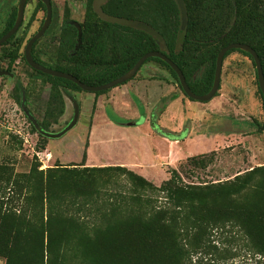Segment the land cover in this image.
Instances as JSON below:
<instances>
[{
    "label": "trees",
    "instance_id": "obj_1",
    "mask_svg": "<svg viewBox=\"0 0 264 264\" xmlns=\"http://www.w3.org/2000/svg\"><path fill=\"white\" fill-rule=\"evenodd\" d=\"M182 1L186 23L180 30L174 0H84L78 28L65 20L58 25L54 64L36 55V40L31 46L32 58L95 85L124 73L143 53L159 50L181 70L189 89L203 94L210 88L218 50L240 42L255 51L264 79V0ZM37 4L44 11L39 0ZM4 6L6 19L0 35L10 28L16 12L10 0H5ZM64 12L67 14L66 5ZM51 18L44 34L56 22L52 3ZM132 22L153 28L160 40ZM14 34L0 47L10 43ZM21 43L22 37L2 55L7 63L19 56L24 60L19 52ZM232 51L252 62L250 55L239 49H230L223 57ZM147 61L163 65L182 92L175 73L164 61L156 57ZM31 71L49 82L50 100L57 105L56 121L63 105L57 88H80L69 80ZM257 91L263 117L246 123L254 127L250 132L264 131V100L258 86ZM160 110L149 114L151 130L171 139L183 138L185 129L170 134L158 125ZM48 124L43 118L40 127L46 130ZM204 156H189L186 162L204 167ZM84 157L83 151L80 163H54L45 169L34 165L19 175L21 181L11 182L22 194L23 206L16 215L10 208L2 209L0 197L4 264H190L193 257L198 261L221 253L211 239L214 233L221 236V244L240 240L247 251L264 258V164L210 181L185 180L171 168L167 178L155 185L121 165L85 166ZM112 172L124 181L119 190L100 189ZM99 177H104L102 185H97Z\"/></svg>",
    "mask_w": 264,
    "mask_h": 264
},
{
    "label": "rangeland",
    "instance_id": "obj_2",
    "mask_svg": "<svg viewBox=\"0 0 264 264\" xmlns=\"http://www.w3.org/2000/svg\"><path fill=\"white\" fill-rule=\"evenodd\" d=\"M4 1L0 0V31L6 19ZM17 1L10 0V4L16 5ZM50 1L56 10V22L47 33H43L36 40L34 52L41 60L52 65L58 47V25L65 20L77 26L83 20L85 2L84 0ZM102 1L97 0L99 3ZM65 5L67 14L64 12ZM43 18L44 11L37 4V0H26L22 22L14 34V39L0 47V197L4 202L2 209L10 208L19 215L18 209L23 206L22 194L17 193L11 182L15 179L21 181L19 175L28 173L34 165L37 169H45L53 166L54 163H78L92 123L93 145L89 151L91 161L100 162L104 158H110L133 162L137 159L141 162L142 168L135 171L137 173L140 171L145 179L158 185L165 178V174L155 164L153 165L156 163L153 156L166 152L168 145L135 129H110L100 118L104 114L107 119L115 122L135 120L140 123L142 114L127 110L133 109L134 103L137 102L146 106L147 122L150 112L161 108L157 123L170 134H179L185 129L184 137L198 134L208 136L209 131L216 132L221 137L216 140V149L204 153L205 156L202 158L204 167L186 162L185 158L174 163L173 166H163V170L167 172L166 177L170 167H173L185 180L210 181L224 179L256 163H264L262 157L264 140L252 138L249 143L245 140L248 139L245 138V134L258 133L254 130L250 132L249 130L254 127L247 126L246 123L261 121L263 117L254 66L246 55L232 51L223 57L218 89L211 99L204 102L185 97L171 73L154 61L142 63L125 83L111 87L100 94L59 86L57 91L63 102L62 113L54 121L57 105L50 100L49 82L36 77L20 56L10 63L2 57L21 37L19 52L22 56L25 40L38 29ZM51 21L52 18L47 28ZM145 72L164 75L168 80L140 76ZM126 83L130 85L129 90L124 89L122 94L120 91L113 94L115 88L122 87ZM174 91L180 96V102L170 101L169 97ZM208 103L210 106H206L199 114L196 108L209 105ZM74 105L77 109L76 121L63 134L51 138L39 132L40 130L57 133L62 130L72 120ZM43 118L49 121L46 130L40 127ZM209 144H205L203 149L209 147ZM41 146L43 147L40 148ZM180 148L182 150L179 153L183 154L184 148ZM193 148L195 150V146ZM55 154L59 156L61 162ZM110 176L105 184L101 183L104 177H99L97 185L103 184L100 189L119 190L118 187L124 182L123 179L118 178L115 172L110 173ZM234 236L238 238V235ZM211 239L220 247L221 253L211 257L205 255V260L201 258L197 261L193 257L190 264H264V258L247 251L240 240L231 245L221 244L223 240L216 233ZM4 263L5 258L0 254V264Z\"/></svg>",
    "mask_w": 264,
    "mask_h": 264
},
{
    "label": "water",
    "instance_id": "obj_3",
    "mask_svg": "<svg viewBox=\"0 0 264 264\" xmlns=\"http://www.w3.org/2000/svg\"><path fill=\"white\" fill-rule=\"evenodd\" d=\"M25 1L26 0H18L17 1L14 21H13L12 25L10 26V28L7 31H5L3 34L0 35V45L6 39H8L11 35H13L17 31V29L19 28V26L22 22ZM39 1L44 6L43 21H42L40 27L28 37V39L24 45V48H23L24 61L31 69L40 71V72L47 74V75H51L54 77H59V78L69 80V81L73 82L75 85H77L81 90L96 92V91L107 90L111 87L117 86V85L129 80L136 73V71L139 69L140 65L147 58L156 57V58H159L162 61H164L171 68V70L175 73L176 78L178 80V83L180 85V88L187 98H190V99L196 100V101L204 102V101H208L209 99H211L215 95V92L218 89L219 79H220L221 62H222V57H223L224 53L230 49H239V50H242V51L248 53L252 59V62L254 64V69H255L257 86H258V89L260 90V93H261L263 100H264V79H263V74H262L259 59H258L255 51L251 47H249L248 45H246L244 43H240V42L228 43V44L222 46L218 50V52L215 56L214 71H213V77H212V82H211L210 88L208 89L207 92H205L203 94L193 93L189 89V87L187 86L181 70L176 66L175 63H173L165 54H163L159 50H150V51L143 53L140 57H138V59L133 63V65L129 69H127L124 73L118 75L117 77L110 79L109 81H106V82L101 83V84H95V85L85 84V83L79 81L75 76H73L70 73L41 65L40 63L36 62L32 58L31 46H32V43L35 40H37L44 33L45 29L47 28V26L50 22V19H51V3H50V0H39ZM174 1H175L176 5L178 7V10H179L180 30H183L185 23H186V12H185V8H184V4H183L182 0H174ZM131 25L136 26V27L146 31L150 35H152V36L156 37L158 40H160V36L158 35V33L153 28L149 27L148 25H146L144 23H140V22H132ZM76 27L78 28V25ZM76 117H77V109H76V105H74V112H73L72 120L62 130H60L57 133H47L45 131H40V130H39V132L41 134L47 136V137H51V138L52 137H58L61 134H63L66 130H68L70 127H72V125L76 121ZM126 124L129 125L131 123L127 122Z\"/></svg>",
    "mask_w": 264,
    "mask_h": 264
},
{
    "label": "crops",
    "instance_id": "obj_4",
    "mask_svg": "<svg viewBox=\"0 0 264 264\" xmlns=\"http://www.w3.org/2000/svg\"><path fill=\"white\" fill-rule=\"evenodd\" d=\"M154 66H156V65H154ZM140 76L149 77V78L152 77L153 79H163V80L166 79V80H168L166 76L161 75V74L155 75V74H149V73L145 72L143 74H140ZM127 84L128 83H126L122 87L115 88V91H113V94H116L119 91H120V94H122L123 91H125L124 89L129 90L130 85H127ZM173 96H174V98H172L170 101H173V102L175 100H179V102L181 101L180 96L177 95L175 91L173 93ZM184 102L186 104H188L186 100H184ZM134 104L135 105H134L133 109L128 108L127 110L136 111V113L138 112L139 114H142L143 117H142V121L140 123H137V122H135V120H133L132 122H130L131 124L127 125L126 124L127 122H115L113 120H110L109 118L107 119V117L104 114H103V116H100V118L102 119V123L106 127H109L110 129H116V130L135 129L137 131H140V132L146 134L147 136L148 135L153 136L154 138H156V140H158L160 142L166 143L168 145V149L166 150V152L159 154V155L154 154V156H153V159H155V161H156V163H153V165L155 164L160 170H162L164 172L165 178H167L166 177L167 172H165L163 170V168H162L163 166H165V167L166 166H173L174 163H176L182 159H185L189 156L204 154L205 152H207L209 150L216 149V147H215L216 140L218 138H221L219 136V134L216 132H210L209 131V132H207L208 136H206L205 134H198V135H194L192 137L186 136V137L178 138V139H167L162 135L154 133L151 130V128L149 127L148 122H147V112H146L147 108H146V106H143L141 103H138V102L134 103ZM208 104L209 105H201L200 107H197L196 109H197L198 113L201 114L205 110L206 106H210V103H208ZM137 105H140V107ZM168 107H169V102H168L167 108ZM93 127H94L93 123L90 124L89 129H88V133H87L86 144H85V147L83 149L84 154H85L83 163L85 166L121 165V166H124V167L132 170L135 173H137L135 170H137L138 168H142L141 162L137 159L134 160L133 162H125L124 160H115V159H110V158H104V160L100 161V162L91 161L89 159V151L93 145V143H92V141H93ZM174 137H176V136H174ZM245 138H248V139H245L248 143H249V141L250 142L252 141V138H257V139L259 138V139L264 140V131L258 132L257 135H255V134L246 135L245 134ZM209 142H210V144H209ZM205 144H209L210 146L203 149ZM189 145L191 147H189ZM194 146H195V150L193 148ZM180 147L184 148L183 154L179 153L182 150V148H180ZM55 155L59 159V156L57 154H55ZM262 157H264V155H262ZM60 162H61V160H60ZM66 162H68V161H66ZM72 162H74V161H72ZM80 162H81V159L78 161V163H80ZM261 164H264V163H256V165H261ZM250 167H252V166H250ZM170 168H173V167H170ZM137 174H139V175L141 174V176H142L143 173H140V171H139V173H137Z\"/></svg>",
    "mask_w": 264,
    "mask_h": 264
},
{
    "label": "flooded vegetation",
    "instance_id": "obj_5",
    "mask_svg": "<svg viewBox=\"0 0 264 264\" xmlns=\"http://www.w3.org/2000/svg\"><path fill=\"white\" fill-rule=\"evenodd\" d=\"M50 3H51V2H50ZM50 20H51V19H50ZM42 21H43V20H42ZM39 27H40V26H39ZM39 27H38V28H39ZM41 65H42V64H41Z\"/></svg>",
    "mask_w": 264,
    "mask_h": 264
}]
</instances>
